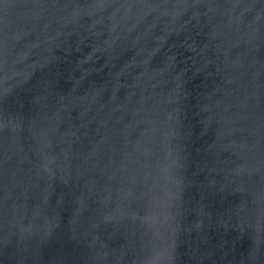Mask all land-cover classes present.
Listing matches in <instances>:
<instances>
[{
	"label": "water",
	"instance_id": "water-1",
	"mask_svg": "<svg viewBox=\"0 0 264 264\" xmlns=\"http://www.w3.org/2000/svg\"><path fill=\"white\" fill-rule=\"evenodd\" d=\"M0 264H264V0H0Z\"/></svg>",
	"mask_w": 264,
	"mask_h": 264
}]
</instances>
